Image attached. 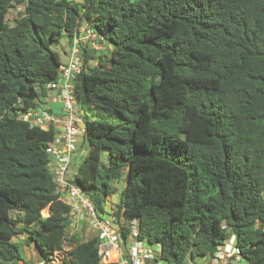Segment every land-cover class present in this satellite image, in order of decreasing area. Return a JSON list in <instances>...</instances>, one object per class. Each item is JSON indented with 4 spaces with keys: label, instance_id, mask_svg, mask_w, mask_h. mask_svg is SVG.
Masks as SVG:
<instances>
[{
    "label": "trees",
    "instance_id": "1",
    "mask_svg": "<svg viewBox=\"0 0 264 264\" xmlns=\"http://www.w3.org/2000/svg\"><path fill=\"white\" fill-rule=\"evenodd\" d=\"M80 24L110 51H85L97 66L74 80L87 154L73 184L103 212L123 181L112 211L159 246L156 264H204L232 237L239 264H264V0H0V264L22 261L19 244L44 262L117 264L100 263L95 234L68 233L55 130L17 119Z\"/></svg>",
    "mask_w": 264,
    "mask_h": 264
},
{
    "label": "built area",
    "instance_id": "2",
    "mask_svg": "<svg viewBox=\"0 0 264 264\" xmlns=\"http://www.w3.org/2000/svg\"><path fill=\"white\" fill-rule=\"evenodd\" d=\"M101 51L100 39L87 24H80L70 39L68 60L58 69V78L45 86V100L49 108L39 104L20 113L18 120L30 127L55 130L53 141L46 147L49 158L48 168L55 184V194L62 203L70 208L69 234L76 231H92L98 238L97 258L100 263L115 261L117 264H156L159 252L145 247V242L138 239L135 221L124 224V220L114 216V212L105 214L96 208L95 203L80 188L73 184L74 172L71 167L73 156L78 149V142L84 135L82 113L76 98L74 80L81 73H87L97 66V59L85 60V51ZM94 56V55H93ZM59 105V113L52 105ZM116 207L114 208L115 211ZM123 228L128 233L123 237ZM155 254V255H154ZM57 262L53 258L50 264ZM240 256L234 245L225 243L218 247L214 258L204 264H239ZM49 262L39 261L37 264ZM153 262V263H150ZM160 264V263H157Z\"/></svg>",
    "mask_w": 264,
    "mask_h": 264
},
{
    "label": "rangeland",
    "instance_id": "3",
    "mask_svg": "<svg viewBox=\"0 0 264 264\" xmlns=\"http://www.w3.org/2000/svg\"><path fill=\"white\" fill-rule=\"evenodd\" d=\"M19 12V8L16 9H10L9 12L6 15V19L11 22V20L15 17L16 13ZM69 45H70V41H68V38L66 36H63L61 38V40L57 43H53L51 45V49L56 51L59 54V57L62 61V63H66L68 60V53H69ZM100 47H101V53H106L108 54L110 49L107 47V45L101 44L100 43ZM40 102H41V106L42 107H46L49 108V103L47 102V100H45L44 97L40 98ZM53 109H55L56 113H59V105L58 106H52ZM87 154V145L86 142H82V140H80L78 142V149L75 153V155L73 156L72 162H71V167L72 170L75 171L78 166L81 164V162L83 161L84 157ZM108 162V154L106 150L102 151V163L104 165H106ZM124 183L123 181L119 182V184L115 185V193L112 194L108 199L106 200H102L101 202V209L105 214H110V212L117 206L118 204V197H119V193L120 190L122 189ZM49 213V209L46 208L42 211V215L43 216H47ZM78 234H80V236L85 240L88 238H91L93 236V232L92 231H88V230H78L76 231ZM22 236H18V238L16 239V241H21L22 240ZM234 238H230L228 240L227 243H230L232 246L234 245ZM145 247L153 252H159L160 248L158 245L156 244H152V245H148L145 244ZM64 250L67 251L68 247L67 245H64ZM19 251L21 254V258L22 261H19L18 264H37L39 261H44L43 259H40L36 252L34 251V249L32 247H27L24 245H20L19 244ZM155 255V254H154ZM53 259V258H52ZM153 263V262H150ZM47 264H50L47 263ZM53 264H58L56 261Z\"/></svg>",
    "mask_w": 264,
    "mask_h": 264
},
{
    "label": "crops",
    "instance_id": "4",
    "mask_svg": "<svg viewBox=\"0 0 264 264\" xmlns=\"http://www.w3.org/2000/svg\"><path fill=\"white\" fill-rule=\"evenodd\" d=\"M52 106H58L57 104H55V105H52Z\"/></svg>",
    "mask_w": 264,
    "mask_h": 264
}]
</instances>
